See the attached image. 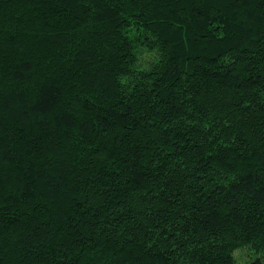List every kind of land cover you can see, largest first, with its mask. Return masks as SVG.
I'll return each mask as SVG.
<instances>
[{
	"label": "trees",
	"instance_id": "16d2710c",
	"mask_svg": "<svg viewBox=\"0 0 264 264\" xmlns=\"http://www.w3.org/2000/svg\"><path fill=\"white\" fill-rule=\"evenodd\" d=\"M0 264H264V0H0Z\"/></svg>",
	"mask_w": 264,
	"mask_h": 264
}]
</instances>
